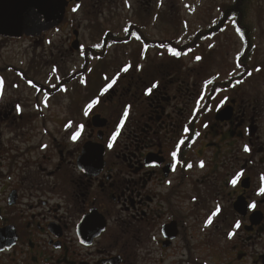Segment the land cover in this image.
I'll use <instances>...</instances> for the list:
<instances>
[{
    "label": "flooded vegetation",
    "instance_id": "1",
    "mask_svg": "<svg viewBox=\"0 0 264 264\" xmlns=\"http://www.w3.org/2000/svg\"><path fill=\"white\" fill-rule=\"evenodd\" d=\"M232 1L218 16L231 13L222 31L232 24L241 45L231 70L205 69L188 81L178 56L154 63L147 51L123 52L127 64L100 74L96 94L84 91L80 105L76 79L90 87L97 63H87L92 48L80 45L73 14L101 10L104 0H65L61 24L38 38L0 36V91L8 70L29 79L28 69L5 61L11 43H37L67 26L69 49L77 41L83 63L48 85L33 83L41 100L32 110L0 105V264H264V68L239 66L251 27L247 12L235 23ZM87 22L95 34L103 27ZM143 28L90 35L93 48L130 31L138 46ZM64 95L67 115L43 113ZM88 146L101 158L83 167Z\"/></svg>",
    "mask_w": 264,
    "mask_h": 264
},
{
    "label": "rangeland",
    "instance_id": "2",
    "mask_svg": "<svg viewBox=\"0 0 264 264\" xmlns=\"http://www.w3.org/2000/svg\"><path fill=\"white\" fill-rule=\"evenodd\" d=\"M229 1L154 0L148 2V0H104L106 6L102 7L101 10H96V8L91 7L87 12L86 7L84 8L82 6L73 16L79 24L80 28L78 29L82 33L80 45L86 50H90L89 48L96 46L94 38L90 37V35H96L98 37L101 31L107 30L112 32L111 37L120 38L125 34V27L128 23H134L135 25L143 24L145 28L142 29V33L148 40H175L183 45L197 30H202L214 24L220 15V8ZM142 16L146 18L143 19ZM87 19H90L92 22L97 19L98 24L103 26L97 34L92 33L93 31L91 29L89 32V22H87ZM247 20L251 27L249 36L254 44L253 56L247 57L248 67L264 68V0H256L253 2L252 7L248 11ZM70 38V28L66 26V29L49 33L45 39L37 43L29 40L20 43H11L8 48V53L3 55L5 61L10 63L11 67L13 66L24 70L28 69L26 77L29 79L28 81H20L14 76L15 74L12 70L6 71V82L8 85L0 91V105L18 102L25 105L26 108L23 107V109L32 110L31 102L41 100L40 93L35 94L33 83L48 85L56 80L54 77L60 79L64 77V73L68 74L79 71L83 64H81L82 52L69 49L68 39ZM201 43V47H198L195 52L183 56L176 66L178 69L184 68L189 70L188 81L192 79L191 76L193 74V79H195V75L205 69L213 68L216 70L222 68L225 71L232 69L233 61L237 59L241 49L239 38L232 29V24H229L215 37L207 38ZM136 49H138V46L135 43L121 46L111 45L108 49L107 57L110 61L113 60L115 64L108 66V62H103L101 68L97 67L95 69L96 74L91 73L89 75V79H91L89 82L97 86L99 79L96 78L111 68L108 75L114 76L118 72L119 67L128 62V57H124L123 52L129 54ZM146 53L148 55L146 56L145 54V56L148 57V60L154 63L163 62L161 58L171 61L168 53L164 55L163 52H159L158 54L160 56L155 50H150ZM142 57L143 53L141 55ZM146 57L137 60L136 64L138 65L139 63V66H136L137 68L145 63L144 60ZM94 63L96 64L97 60L92 61L89 67H93ZM0 75L3 74L0 72ZM0 84H4V82ZM10 85L13 86L10 88ZM68 88L70 91L71 85ZM83 92L80 91L79 94H74V98L76 100L78 99L77 105H80V97L78 96L80 94L82 95ZM55 100L47 108H43V113L49 116L67 115L69 110L67 102L70 100V96H58ZM165 263L169 264V261L167 260Z\"/></svg>",
    "mask_w": 264,
    "mask_h": 264
},
{
    "label": "water",
    "instance_id": "3",
    "mask_svg": "<svg viewBox=\"0 0 264 264\" xmlns=\"http://www.w3.org/2000/svg\"><path fill=\"white\" fill-rule=\"evenodd\" d=\"M66 5L65 0H0V36L38 38L61 24ZM72 48L78 50L77 41ZM100 158L92 147H84L79 164L95 166Z\"/></svg>",
    "mask_w": 264,
    "mask_h": 264
},
{
    "label": "trees",
    "instance_id": "4",
    "mask_svg": "<svg viewBox=\"0 0 264 264\" xmlns=\"http://www.w3.org/2000/svg\"><path fill=\"white\" fill-rule=\"evenodd\" d=\"M254 1L256 0H233L232 1L234 5V9L232 11L233 15L231 16H233L235 23L243 25L242 22L246 20V12L248 13ZM229 13L230 12L228 11L225 12V16L223 17L221 16L218 19L219 23L216 26H213V27L207 26V28H204L202 30H197L195 33L191 35V37L183 45L176 42L175 40H171L169 42L148 40L147 38H143L142 37L143 35L141 33H137L135 36L138 38L139 42H138V49H136L135 52H137V54L138 53L141 54L149 50H155L157 53L168 52L170 54L169 59L171 61L176 60V56H178L177 59L180 60L181 54H185V53L190 54L192 52H195L200 46L201 42H203L207 38H213L217 34L221 33L223 27L226 25V22L228 21ZM161 19H162V16H161ZM242 28H243L242 32L244 33V30L246 31L247 28H244V26H242ZM133 34L134 33H131L130 31L126 34L125 39L123 38L118 39V41L115 43H112V41H110L109 38H107L106 36H103L102 44H100V48L98 49L92 48V55L87 60V63H89L90 60L91 62L94 60H97L96 68L97 67L101 68L102 67L101 64L103 62H106V55H107L106 53L108 52L109 47L112 44H115L117 46L130 44L129 38L132 37ZM245 36H246V38L244 39V45H246L244 49L245 53L243 54L242 58L239 60L240 67H245L243 66V64H245L247 57H252L253 52H254V44L252 43V40L250 38H247L248 36L247 34ZM173 53H176V55H174ZM109 62H110L109 64H114L113 61L109 60ZM173 65L174 64H171L170 66H173ZM93 67H95V65ZM83 83L84 81L80 83L78 78L76 79L75 91L77 94H79L80 91H87V94L89 96L96 94V91H97L96 89L98 88L96 85L94 86L88 81L86 83L90 84V87L81 89V84ZM78 97L82 98L83 96L80 94Z\"/></svg>",
    "mask_w": 264,
    "mask_h": 264
},
{
    "label": "snow or ice",
    "instance_id": "5",
    "mask_svg": "<svg viewBox=\"0 0 264 264\" xmlns=\"http://www.w3.org/2000/svg\"><path fill=\"white\" fill-rule=\"evenodd\" d=\"M173 54L176 55V53H173ZM245 150L247 151V148ZM201 166H203V165H201ZM233 183H235V181H233ZM261 192L264 193V189H261ZM237 227H238V225H237Z\"/></svg>",
    "mask_w": 264,
    "mask_h": 264
}]
</instances>
